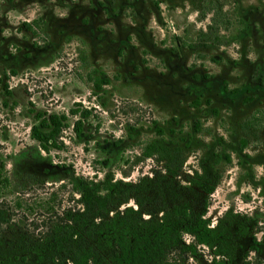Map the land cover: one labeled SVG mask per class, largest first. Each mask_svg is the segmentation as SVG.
Returning <instances> with one entry per match:
<instances>
[{"label": "rangeland", "instance_id": "obj_1", "mask_svg": "<svg viewBox=\"0 0 264 264\" xmlns=\"http://www.w3.org/2000/svg\"><path fill=\"white\" fill-rule=\"evenodd\" d=\"M39 113L68 116L61 149L31 138ZM1 165L0 264H72L26 251L82 211L76 177L140 183L145 220L187 203L236 247L185 234L150 264H264V0H0Z\"/></svg>", "mask_w": 264, "mask_h": 264}, {"label": "trees", "instance_id": "obj_2", "mask_svg": "<svg viewBox=\"0 0 264 264\" xmlns=\"http://www.w3.org/2000/svg\"><path fill=\"white\" fill-rule=\"evenodd\" d=\"M73 114L75 112H72ZM68 127L69 118L66 114L39 113L36 115V123L31 128V138L45 152H49L50 149H61L62 134ZM82 133L83 122L79 121L76 123L77 137H81ZM155 149L169 158L170 152L165 148ZM3 171L4 166L1 165L0 179L8 183L3 178ZM72 184L74 192L80 196L82 211H77L75 215L69 214L70 224L66 227L57 226L46 237L43 246L26 251L28 256L34 254L43 259L49 254L55 255L66 248L65 245L70 244L68 250L73 253L72 264H89L91 259L99 254L95 252L98 249L97 244L104 243L115 251L112 257L114 260L126 264H150L163 259L166 249L181 245L185 234L191 235L197 244L213 248L219 256L230 258L233 256L236 247L232 246L231 234H227L228 227L223 223L211 227L205 214L193 211L187 203L165 207L161 218L145 220L142 212L143 202H140L139 197L145 195L147 190L140 183L113 181L112 178L95 182L76 177ZM131 195L135 197L139 210L126 208L122 213L116 212L113 217L104 219L105 214L110 211L111 200L124 198L128 201ZM81 235L88 236L87 242L72 243L74 237ZM189 249L194 247L190 246ZM53 260L56 261V258Z\"/></svg>", "mask_w": 264, "mask_h": 264}]
</instances>
